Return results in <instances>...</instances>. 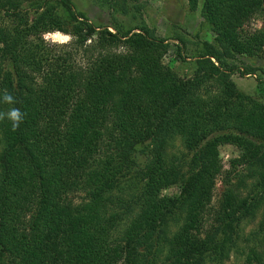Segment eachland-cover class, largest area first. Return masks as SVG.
<instances>
[{
	"label": "trees",
	"instance_id": "1",
	"mask_svg": "<svg viewBox=\"0 0 264 264\" xmlns=\"http://www.w3.org/2000/svg\"><path fill=\"white\" fill-rule=\"evenodd\" d=\"M93 1L121 14L142 2ZM200 16L212 41L184 78L143 21L110 29L72 0H0V112L24 113L15 130L0 120V264H227L264 194V76L255 95L231 79L257 69L234 57L264 54V0H202ZM252 19L260 27L244 28ZM53 31L69 40L46 41ZM177 138L186 173L169 152ZM224 143L237 149L227 169ZM247 181L258 192L242 194ZM170 186L177 193L163 194ZM249 236L243 264H264V207Z\"/></svg>",
	"mask_w": 264,
	"mask_h": 264
},
{
	"label": "rangeland",
	"instance_id": "2",
	"mask_svg": "<svg viewBox=\"0 0 264 264\" xmlns=\"http://www.w3.org/2000/svg\"><path fill=\"white\" fill-rule=\"evenodd\" d=\"M74 7L82 11L86 17L96 25L117 26L120 29L135 28L142 21L152 27L155 34L163 38V44L157 50L160 61L169 66L176 74L181 77H189L195 67L194 57L201 50L202 41H212V33L208 24L200 16V6L202 0H196L194 8H190L189 0H142L141 10L139 12L121 14L110 12L108 8L102 7L93 0H72ZM261 22L259 19H252L244 28L255 29L259 28ZM55 34L60 37L69 36L59 31L44 33L43 38L48 42L65 43L61 41ZM47 37V38H46ZM233 62L243 67V64H249L257 68L254 74L240 75L237 72L231 75L236 88L246 94L255 95L256 77L264 76V54L260 57L236 56ZM169 152L176 157H181L184 163H181V173H186L189 169V154L182 147L179 139H175L173 146ZM219 163L222 168H228L230 159L237 155V149L230 144H220L217 148ZM238 177V176H237ZM237 177H231L234 183L238 182ZM243 185L242 194H245L250 189L248 196L258 192L253 188L249 181L239 183ZM221 189L219 177L216 179L214 189L212 191L211 205H215ZM163 194L171 195L177 193V186L167 187L162 191ZM256 204L250 217L241 221L235 234L236 245L230 248L225 262L227 264H243L245 256L243 252L247 251L248 244H251L249 233L257 228V223L260 219V213L264 207V194H257L254 197ZM179 214L175 213L169 217L168 225L166 226L167 238L169 233L174 229L179 221Z\"/></svg>",
	"mask_w": 264,
	"mask_h": 264
},
{
	"label": "clouds",
	"instance_id": "3",
	"mask_svg": "<svg viewBox=\"0 0 264 264\" xmlns=\"http://www.w3.org/2000/svg\"><path fill=\"white\" fill-rule=\"evenodd\" d=\"M57 37L61 41H66L69 39L67 36L60 37L59 34H55L54 38H57ZM3 101L9 104L17 102L15 101L13 95L10 94L7 90H4ZM5 117H7V119L12 122V128L13 130H15L16 128L19 127L20 122L23 120L24 113L21 112V110L18 108H11L6 113L0 112V120H3Z\"/></svg>",
	"mask_w": 264,
	"mask_h": 264
}]
</instances>
